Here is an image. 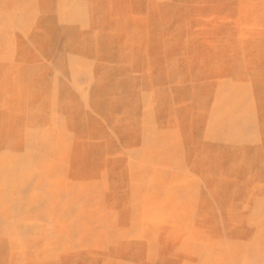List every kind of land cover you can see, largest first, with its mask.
Here are the masks:
<instances>
[{
  "label": "rangeland",
  "instance_id": "1",
  "mask_svg": "<svg viewBox=\"0 0 264 264\" xmlns=\"http://www.w3.org/2000/svg\"><path fill=\"white\" fill-rule=\"evenodd\" d=\"M0 264H264V0H0Z\"/></svg>",
  "mask_w": 264,
  "mask_h": 264
}]
</instances>
